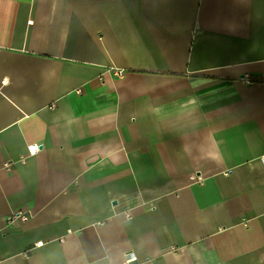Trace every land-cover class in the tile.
Returning a JSON list of instances; mask_svg holds the SVG:
<instances>
[{
	"label": "crops",
	"instance_id": "1",
	"mask_svg": "<svg viewBox=\"0 0 264 264\" xmlns=\"http://www.w3.org/2000/svg\"><path fill=\"white\" fill-rule=\"evenodd\" d=\"M263 78L264 0H0V264H264Z\"/></svg>",
	"mask_w": 264,
	"mask_h": 264
},
{
	"label": "built area",
	"instance_id": "2",
	"mask_svg": "<svg viewBox=\"0 0 264 264\" xmlns=\"http://www.w3.org/2000/svg\"><path fill=\"white\" fill-rule=\"evenodd\" d=\"M110 71L117 76H122L125 73V70L117 67H112ZM260 83L264 84V78ZM40 148L41 144L34 143L29 146V151L31 154H34L38 152ZM33 149H35V151H33ZM138 259L139 256L135 250H128L120 257V264H138Z\"/></svg>",
	"mask_w": 264,
	"mask_h": 264
},
{
	"label": "snow or ice",
	"instance_id": "3",
	"mask_svg": "<svg viewBox=\"0 0 264 264\" xmlns=\"http://www.w3.org/2000/svg\"><path fill=\"white\" fill-rule=\"evenodd\" d=\"M6 82V81H5ZM33 151H35V149H33Z\"/></svg>",
	"mask_w": 264,
	"mask_h": 264
}]
</instances>
